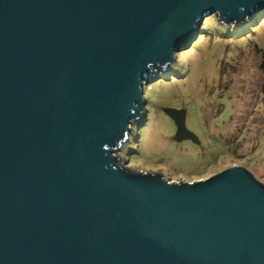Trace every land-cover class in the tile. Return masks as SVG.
Segmentation results:
<instances>
[{"label": "water", "instance_id": "water-1", "mask_svg": "<svg viewBox=\"0 0 264 264\" xmlns=\"http://www.w3.org/2000/svg\"><path fill=\"white\" fill-rule=\"evenodd\" d=\"M264 0H0V264H264V183L116 166L145 82ZM184 49V50H185ZM177 142L198 138L166 109Z\"/></svg>", "mask_w": 264, "mask_h": 264}, {"label": "rangeland", "instance_id": "rangeland-1", "mask_svg": "<svg viewBox=\"0 0 264 264\" xmlns=\"http://www.w3.org/2000/svg\"><path fill=\"white\" fill-rule=\"evenodd\" d=\"M261 13H256L245 33L233 36L216 31L198 37L191 48L175 52L174 61L165 68H153L151 82L144 85L146 104L141 115L128 140L114 153L119 158L116 166L160 174L171 183H195L243 166L264 183ZM209 18L203 21L201 33H207L201 31L205 24L213 29L218 24L230 26ZM252 20L236 26L246 28ZM166 109L186 112L187 128L197 143L174 139L177 129Z\"/></svg>", "mask_w": 264, "mask_h": 264}, {"label": "trees", "instance_id": "trees-1", "mask_svg": "<svg viewBox=\"0 0 264 264\" xmlns=\"http://www.w3.org/2000/svg\"><path fill=\"white\" fill-rule=\"evenodd\" d=\"M261 15H264V13H261L259 16H261ZM216 18H218L216 15H213V16H210V18H209V20L210 19H214V20H216ZM219 19V18H218ZM255 22V20L253 21H250L249 23H247V25H246V28H238L237 26H236V24H230V26L228 27V28H225L224 26H222V25H219L218 24V26L217 27H215L214 29L213 28H211L210 26H207L206 24L205 25H203V27H202V29H201V31H207V33H201L200 32V35H199V38H204V37H207V36H212L213 34H215L216 33V31H218V32H220V33H222V34H228V35H233V36H237V35H241V34H243V33H245L246 31H247V27L248 26H251V24L252 23H254ZM218 23V22H217ZM234 25V26H233ZM219 33V34H220ZM222 34H220V35H222ZM216 35V34H215ZM194 47V46H193ZM264 67V66H263ZM171 81H175V78L173 77V78H171ZM162 82H165V80L163 79L162 80ZM146 99V98H145Z\"/></svg>", "mask_w": 264, "mask_h": 264}]
</instances>
